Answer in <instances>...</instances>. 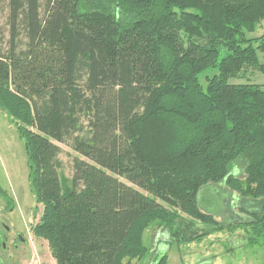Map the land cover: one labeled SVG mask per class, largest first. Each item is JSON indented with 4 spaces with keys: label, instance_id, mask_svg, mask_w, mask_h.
<instances>
[{
    "label": "trees",
    "instance_id": "obj_1",
    "mask_svg": "<svg viewBox=\"0 0 264 264\" xmlns=\"http://www.w3.org/2000/svg\"><path fill=\"white\" fill-rule=\"evenodd\" d=\"M263 25L264 0H0V110L57 264H132L157 220L169 245L264 239V84L236 81L264 75ZM55 141L83 156L70 183Z\"/></svg>",
    "mask_w": 264,
    "mask_h": 264
},
{
    "label": "rangeland",
    "instance_id": "obj_2",
    "mask_svg": "<svg viewBox=\"0 0 264 264\" xmlns=\"http://www.w3.org/2000/svg\"><path fill=\"white\" fill-rule=\"evenodd\" d=\"M263 30L264 25L263 29H259L254 36L260 35ZM245 75L243 79L239 78L236 81L247 82L248 77L252 82L264 84V75L257 70L249 69ZM12 122L6 112L0 110V182L4 185L5 183H10L16 189L20 188L22 193H24L25 203L37 210V216L34 221L40 223L44 205L36 202L34 193L31 191L30 174L32 171L28 165L26 148L17 131L16 124ZM55 143L62 148V153L59 155L62 163V178L70 183L73 176L75 158H83V156L79 155L66 143L57 141ZM219 197L218 194L209 195L210 199L207 198L206 200L215 202ZM162 203L166 209L171 210V213L176 211L180 214L178 216L189 219L174 202L163 200ZM238 205L239 203L233 209L232 213L234 214L229 216H231L233 221L240 222L245 215L240 212ZM215 207L217 205L214 203L211 208L215 211ZM220 218L216 219L221 220ZM203 224L198 221L197 226L198 228L200 226V228L193 227L189 230L195 232L209 225L207 222ZM167 232L168 229L165 224L162 225L160 222L158 223V220L155 221L142 233V243L147 249L145 254L141 258L139 256L126 255L123 257V261L131 262L132 264H157V256L167 252V257H169L167 264H264V239H260L258 243L251 245L255 233L253 229L245 225L241 227L230 226L226 229L218 230L202 240L183 242L181 244L172 242L170 245L168 244L171 242L170 236ZM39 239L36 242V247L33 246L32 249L31 258L34 257L32 264L36 262H39V264L40 262L43 264H57L58 262L50 249L49 241L41 236H39ZM154 246L155 249L153 251L152 248Z\"/></svg>",
    "mask_w": 264,
    "mask_h": 264
},
{
    "label": "flooded vegetation",
    "instance_id": "obj_3",
    "mask_svg": "<svg viewBox=\"0 0 264 264\" xmlns=\"http://www.w3.org/2000/svg\"><path fill=\"white\" fill-rule=\"evenodd\" d=\"M36 216L37 210L25 203L20 188L0 182V264H32V249L40 240Z\"/></svg>",
    "mask_w": 264,
    "mask_h": 264
},
{
    "label": "crops",
    "instance_id": "obj_4",
    "mask_svg": "<svg viewBox=\"0 0 264 264\" xmlns=\"http://www.w3.org/2000/svg\"><path fill=\"white\" fill-rule=\"evenodd\" d=\"M259 29L262 30L261 27Z\"/></svg>",
    "mask_w": 264,
    "mask_h": 264
}]
</instances>
